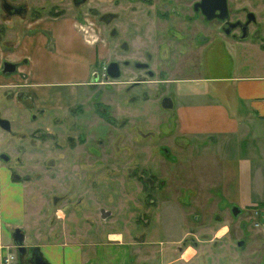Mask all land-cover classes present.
Wrapping results in <instances>:
<instances>
[{
	"label": "rangeland",
	"instance_id": "374dc122",
	"mask_svg": "<svg viewBox=\"0 0 264 264\" xmlns=\"http://www.w3.org/2000/svg\"><path fill=\"white\" fill-rule=\"evenodd\" d=\"M21 1L31 8L30 14L24 18L11 17L6 23L8 27L4 19L9 17L2 16L0 34L4 41L9 42L11 36L6 34L11 28L19 38L30 31L26 29L28 23L42 18L44 22L50 21L51 5L60 2ZM93 2L90 0L89 5ZM102 3L105 5V0ZM70 7L67 0L64 5L67 9H62L66 13L55 16L56 22L65 24L73 17L80 20L74 28L87 43L93 42V38L97 42L106 38L103 25L93 24V17L86 13L88 6L79 11ZM34 26L37 28L34 32L41 30L35 24L30 28ZM96 41L88 43L97 50L92 72L113 57L110 49ZM133 43L136 45V40ZM193 46L186 49L183 42L174 44L173 51L179 57L177 67L172 70L174 74L164 77L161 73V81L165 82L153 80L145 94L138 89L130 92L124 89L130 77L108 80L113 84L99 86V102L106 106L105 115L110 114L112 119L108 122L97 110L98 99L86 102L90 94L86 89L80 101L81 110L69 122L71 126L63 124V120L54 124L55 118L68 114L67 108L50 110L43 106L48 98L46 94L39 96L29 91L26 76L18 71L14 75H0V115L11 121L16 133L10 135L0 128V151L10 157L9 161L0 159V176L5 170L18 187L21 211L15 225L22 227L26 235L27 251L21 262L16 260L18 264H31L32 247L38 248L50 264H78L71 248L82 249L84 256L108 264L116 259L123 264H264V204L240 206L232 192L233 170H221L222 152L207 148L211 142L201 146L202 138L179 132L175 109L159 103L165 95H172L175 104L204 102L201 96L181 95L193 89L200 92L202 87H197L204 83L211 94L217 95L210 94L214 100L227 101L229 96L232 101L233 84L230 86V82L223 83L225 78H218L263 75L264 52L255 47L247 49L253 50L249 55H242L238 48L234 57L233 47L212 46L204 73L201 64L196 65L193 60L197 53ZM147 49L153 52L155 47ZM134 51L130 57H141L135 47ZM206 76L210 80H204ZM194 77H202L199 80L202 84L190 87L188 84ZM174 79L178 80L176 86L174 81L169 83ZM158 84H165V89L159 90L161 93L155 91ZM163 124H167V130L162 129ZM75 133L103 136L73 146L74 141L68 144L67 136ZM131 135L139 140L138 144L132 143ZM121 138L137 158L129 159V166L135 163V167L128 170L124 160L129 154H121V149L109 147L100 154L89 147L107 145ZM178 138L188 140L186 147L177 144ZM164 148L168 149L167 153L163 152ZM254 149H258L256 154H264V142L254 140ZM173 154L176 157L169 160ZM106 167L115 169L105 170ZM143 168L146 170H139ZM13 174L18 178L14 179ZM96 177L95 184L92 179ZM57 195L64 197L54 200ZM232 205L241 208L238 216L232 215ZM100 208L110 214L101 218ZM6 223L13 226L11 233L17 227L13 222ZM238 241L243 243L237 245ZM111 246L118 251H108Z\"/></svg>",
	"mask_w": 264,
	"mask_h": 264
},
{
	"label": "flooded vegetation",
	"instance_id": "af4514ba",
	"mask_svg": "<svg viewBox=\"0 0 264 264\" xmlns=\"http://www.w3.org/2000/svg\"><path fill=\"white\" fill-rule=\"evenodd\" d=\"M68 1L71 5L70 9L77 11L84 10L88 6L85 10L86 13L88 12L93 17V24L103 25L106 30L104 31L106 38H103L101 42H97L98 40L95 38L91 40L93 42L97 40L96 42L98 44L110 49L113 57L107 60L101 69L93 70L92 72V69L96 66L95 63L97 60L95 59L88 77L83 81L74 79L51 84L53 86L47 88L46 96L48 98H45L46 101L43 102V106L46 105L50 110L54 108L62 109L63 107L68 109V114H65L63 118H55L53 121L54 124H58L63 120V124L71 126L69 122L73 121L75 113L81 110L80 101L86 89L90 93L86 102L89 103L91 99H98L96 102L97 110L100 114H103L105 121H112L110 114L105 115L107 111L106 106L99 102L101 99L99 96L101 93L98 91L99 86L103 87L102 85L113 84V82L108 80L116 81L122 76L124 79L130 77L124 89L127 92L138 89L139 91L142 90V93L145 94L147 91L146 88L153 80L157 79L158 83L165 82L161 81L163 80L160 77L161 73L164 74V77H170V75L174 74L172 70H174L175 66L177 67L179 57H176L173 51V45L178 41L186 44V49L190 45H194L193 47L197 49V53H194L193 60L197 63L196 65L201 64L200 69L202 68L204 73L207 70L205 62L210 55L209 50L212 46L216 47L217 45H221L227 49L233 47L235 50V53H232L234 57L237 56L238 48L241 49L240 53L242 55L244 53L249 55L253 50L247 49L255 47L264 52V0H105V5H103L102 0H94L93 5H89L90 0ZM66 4L67 0H60L59 3L54 2L48 12L49 17L55 18V16L61 17L65 15L66 12L62 9H67L64 8ZM30 11L31 8H28L26 3L21 0H0V20L2 16L9 17L4 19L5 26L7 27L8 25L6 23L10 22L12 18H24L23 16L29 15ZM71 20L74 26L80 21L74 17ZM133 40H136V45L133 43ZM150 46L155 47L153 52L147 49ZM134 47L136 52L141 53V57L138 58L137 55L130 57L135 52ZM184 53H187V51ZM25 61L22 60L20 62L3 59L0 62V75L4 74L2 73L4 62H10L16 65L14 72L5 73V75H14L18 71L21 63ZM113 62H117L119 67L120 76L118 78H113L108 73L109 65ZM204 78L208 80V76ZM173 81L175 86L178 85V80L175 79L169 80V83ZM104 87H107V85ZM164 89L165 84H158L155 87L156 92ZM206 89L208 92V87ZM159 103L165 108H173L174 106L172 95L163 96L162 101L159 100ZM43 106L41 109H43ZM35 118L36 115L33 116V120ZM0 119L8 122L9 130L0 128L8 134L16 136L11 126V121L1 115ZM167 128V124L162 125L163 130H167ZM68 135V144L74 141L71 143L73 146L76 144L91 143L97 139H101L103 136L100 135L97 138L95 135H82L77 133L75 135ZM140 136L141 134L139 138ZM143 136H145V133H142ZM131 137L133 138L131 141H134L132 143H139V140H135V135H131ZM176 142L181 148H184L188 140L178 138ZM205 142L202 138L201 146ZM123 143L124 141L121 138L119 141L111 140L107 145L105 143L103 146L96 144V146L89 145V147L100 154L108 150L109 147L115 148L118 151L121 149V154H129L126 160H124V167L128 170L129 168L135 167V163L129 166L131 164L129 159L137 158H134L133 153L131 154V148L125 146ZM163 152L167 153L168 149L164 148ZM173 155H169V160L176 157V154ZM4 158H8L7 161L10 160L7 153L0 151V159L3 160ZM113 169L115 168H105V170ZM173 170L178 169L173 168ZM13 175L15 176L14 179L18 178L17 174ZM97 178L92 179L95 184L97 183ZM150 180L152 181L151 178ZM146 184L149 187L151 186L149 182H146ZM54 197V200H57L64 196L57 195ZM105 204L107 205V200ZM102 213L105 216H102ZM99 214L101 218H106L110 214V211L100 208Z\"/></svg>",
	"mask_w": 264,
	"mask_h": 264
},
{
	"label": "crops",
	"instance_id": "0c3cea01",
	"mask_svg": "<svg viewBox=\"0 0 264 264\" xmlns=\"http://www.w3.org/2000/svg\"><path fill=\"white\" fill-rule=\"evenodd\" d=\"M56 19L51 18L44 22L42 18L28 23L26 29L30 31L19 38L13 33L15 29L11 28L6 34L7 37L11 36L9 42L0 40V62L3 59L20 62L26 60L21 63L18 73L26 76L25 82L29 91L39 96L46 94L47 88L53 86L51 84L74 79L85 80L97 55L96 47L83 40L72 20L60 24ZM34 24L40 25L41 30L34 32L37 28H30ZM15 77L17 78L16 74ZM224 78L223 83L230 82V86L233 84L232 101L228 95L227 101L214 100L211 95L215 94L207 92V83L202 84L199 81L202 77L190 80V87L202 84L197 87H202L201 91L193 89L181 92V95L191 96L190 98L201 96L204 102L175 104L174 101L177 127L181 133L211 142L207 148L222 152L221 170H233L235 184L232 192L240 201V206L253 207L258 203L264 204V154H256L258 149H254V140L264 142V74L248 77L236 74L218 79ZM262 150L264 153V149ZM20 211V192L4 170L0 176V261L5 248L13 247L10 231L13 226L6 222H13L17 226L15 223L20 218ZM60 250L68 251L66 248ZM70 250L74 251L78 264L106 263L99 258L84 256L82 249ZM108 251L118 250H113L111 246ZM113 264L123 262L116 259Z\"/></svg>",
	"mask_w": 264,
	"mask_h": 264
},
{
	"label": "water",
	"instance_id": "95a60500",
	"mask_svg": "<svg viewBox=\"0 0 264 264\" xmlns=\"http://www.w3.org/2000/svg\"><path fill=\"white\" fill-rule=\"evenodd\" d=\"M111 69H113L111 71ZM16 70V65L14 63L10 62H4L2 73H12ZM108 73L113 78H118L120 76L119 73V67L117 62H113L109 65ZM0 127L9 130V124L5 120L0 119ZM3 160L7 161L8 158H4ZM241 212V209L237 205H233L231 207V213L234 216H237ZM102 216H105V214L102 213ZM25 231L21 227L14 228L13 232L11 233V237L14 243V246L17 248L18 253L23 254L26 251V248L24 246L25 241ZM242 242H238V245H240ZM32 264H49L47 260L42 256L38 248H35L33 250V255L31 257Z\"/></svg>",
	"mask_w": 264,
	"mask_h": 264
},
{
	"label": "built area",
	"instance_id": "2783aa9c",
	"mask_svg": "<svg viewBox=\"0 0 264 264\" xmlns=\"http://www.w3.org/2000/svg\"><path fill=\"white\" fill-rule=\"evenodd\" d=\"M15 256L13 254L7 253L3 259L1 264H15Z\"/></svg>",
	"mask_w": 264,
	"mask_h": 264
},
{
	"label": "trees",
	"instance_id": "16d2710c",
	"mask_svg": "<svg viewBox=\"0 0 264 264\" xmlns=\"http://www.w3.org/2000/svg\"><path fill=\"white\" fill-rule=\"evenodd\" d=\"M23 256H24L23 254L22 255H20V254L18 255V257H19V261L18 262H21L23 260Z\"/></svg>",
	"mask_w": 264,
	"mask_h": 264
}]
</instances>
